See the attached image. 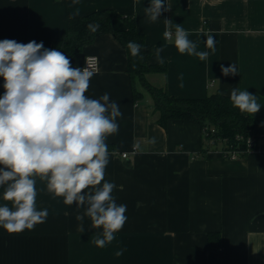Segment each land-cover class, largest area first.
<instances>
[{
  "label": "crops",
  "instance_id": "obj_1",
  "mask_svg": "<svg viewBox=\"0 0 264 264\" xmlns=\"http://www.w3.org/2000/svg\"><path fill=\"white\" fill-rule=\"evenodd\" d=\"M164 2L170 10L150 22L145 14L150 0H0V37L58 49L72 17L111 9L135 18L153 50L149 63H158L154 49L163 48L167 71L148 74L152 84L179 98L249 91L261 106L254 116L264 117V0ZM165 19L172 21L167 30L174 33L180 24L207 58L180 53L174 35L164 37ZM113 26L126 24L116 18ZM209 35L214 50L206 46ZM89 55L99 58V69L92 71L86 95L98 99L107 92L123 113L118 133L106 140L110 155L104 179L116 185L112 195L117 204L127 205V220L110 244L97 247L94 240L102 229H93L88 217L86 230L78 231L76 216L85 209L66 205L37 177V210L47 209L49 215L33 230L10 234L0 227V264H264V149L230 159L219 141L201 154L197 121L171 119L161 126L138 80L142 95L135 100L128 52L112 32H99L75 54V68ZM231 64L237 74L223 75L222 66ZM3 92L1 85L0 96ZM152 137L155 144L149 143ZM3 190L0 205L7 203ZM210 232L219 233L220 247L209 248ZM119 249L124 252L117 257Z\"/></svg>",
  "mask_w": 264,
  "mask_h": 264
},
{
  "label": "clouds",
  "instance_id": "obj_2",
  "mask_svg": "<svg viewBox=\"0 0 264 264\" xmlns=\"http://www.w3.org/2000/svg\"><path fill=\"white\" fill-rule=\"evenodd\" d=\"M169 10L164 0H150L145 14L155 22ZM171 24L165 19L164 37L171 40L174 35L180 53L207 58L209 53L197 51L180 24L174 33L167 30ZM87 28L95 33L99 25L90 23ZM206 46L214 50L212 35ZM126 47L132 57L143 59L140 44L129 41ZM161 52L162 47L154 49L157 62L163 65ZM221 70L225 76L238 72L234 64ZM93 75L87 67H72L63 52L45 49L43 42L0 41L4 89L0 96V187L7 202L0 205V227L8 233L33 230L48 217L47 209L37 210V177L66 205L85 209L76 216L78 231L86 230L83 221L88 217L93 229H102L94 240L97 247L110 244L123 228L127 205L117 204L112 195L116 185L104 179L110 155L106 140L118 133L117 119L123 113L107 92L98 99L86 95ZM230 100L241 113L254 115L261 108L256 95L238 88L231 90ZM149 143L155 144L156 138ZM123 252L119 249L115 255Z\"/></svg>",
  "mask_w": 264,
  "mask_h": 264
},
{
  "label": "trees",
  "instance_id": "obj_3",
  "mask_svg": "<svg viewBox=\"0 0 264 264\" xmlns=\"http://www.w3.org/2000/svg\"><path fill=\"white\" fill-rule=\"evenodd\" d=\"M122 19L126 27L116 29L113 26L115 19ZM95 23L98 30L93 33L87 25ZM99 32H112L128 52V71L131 75L135 100L142 93L136 88L138 80L153 100V114L156 121L163 127L171 119H192L201 125L203 132L201 154H205L216 142H223L225 157H230L231 151L238 153V158L244 157L251 150L264 149V117H257L247 113H241L233 107L230 95L215 92L199 98H179L168 93L165 86L152 84L147 75L150 73H166L167 62L149 63L152 48L146 44V37L136 26L133 16H124L111 9L94 11L88 15L72 17L69 21V29L64 36L60 48L56 49L69 58L72 67L75 68L72 58L80 52L86 44L93 42ZM7 38L0 37V41ZM15 40L21 43L18 39ZM129 41L140 44L141 56L132 57L126 45ZM254 142V144H252ZM221 245V237L218 232L209 233L208 246L216 249Z\"/></svg>",
  "mask_w": 264,
  "mask_h": 264
},
{
  "label": "built area",
  "instance_id": "obj_4",
  "mask_svg": "<svg viewBox=\"0 0 264 264\" xmlns=\"http://www.w3.org/2000/svg\"><path fill=\"white\" fill-rule=\"evenodd\" d=\"M88 68L91 71H96L99 69V58L95 55H89L86 57L84 64L82 65L81 69L83 68ZM3 85V77H0V86ZM225 154V152H224ZM123 158L128 157V152H123L122 153ZM230 159H237L238 158V153L236 151H231L230 152Z\"/></svg>",
  "mask_w": 264,
  "mask_h": 264
},
{
  "label": "water",
  "instance_id": "obj_5",
  "mask_svg": "<svg viewBox=\"0 0 264 264\" xmlns=\"http://www.w3.org/2000/svg\"><path fill=\"white\" fill-rule=\"evenodd\" d=\"M252 144H254V142Z\"/></svg>",
  "mask_w": 264,
  "mask_h": 264
}]
</instances>
